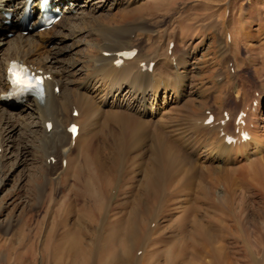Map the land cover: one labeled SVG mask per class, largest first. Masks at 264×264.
Here are the masks:
<instances>
[{"label":"rangeland","instance_id":"rangeland-1","mask_svg":"<svg viewBox=\"0 0 264 264\" xmlns=\"http://www.w3.org/2000/svg\"><path fill=\"white\" fill-rule=\"evenodd\" d=\"M138 2L126 0L113 12L108 11L109 2L96 16L131 14L133 21L146 20L145 29L128 36L129 47L141 51L136 60H156L158 68L166 67L171 42L175 45L171 59L186 58L189 85L177 98L175 89L166 94L163 90L151 115L165 127L168 139L173 144L177 143L173 139L179 140L178 132L168 135L172 123L192 127L196 117H207L210 112L219 118L224 112L237 116L246 110L248 124L255 100L262 102L257 139L263 138L264 0ZM87 28L77 38L48 47L52 53L67 50L62 61L76 73L73 79L78 83L86 78L91 67L88 61L96 54L93 45L97 39L88 36ZM25 120L28 122L15 120L21 128L6 145L21 146L27 141L23 126L32 120ZM3 121L0 133L1 127H7ZM102 124L90 130L94 139L89 154L86 143H80V153L64 162L61 178L48 177L42 159L36 158L34 163L35 150L23 157L17 148L5 147L8 156L0 163V264L260 263L264 256V150L256 154L251 146L248 157L237 151L231 158L215 161L210 146L196 148L190 159L198 170L176 181L181 185L188 182L185 193L164 204V161L157 164L150 152L144 161V151L134 142L137 134L128 139L116 131L114 137L110 126ZM229 126L227 130L235 133L233 120ZM213 136L214 140L222 138L215 132ZM40 140L34 139V146ZM220 168L235 171L226 174ZM84 245L87 255L78 256L73 247ZM91 247L95 251L90 258Z\"/></svg>","mask_w":264,"mask_h":264},{"label":"bare ground","instance_id":"bare-ground-1","mask_svg":"<svg viewBox=\"0 0 264 264\" xmlns=\"http://www.w3.org/2000/svg\"><path fill=\"white\" fill-rule=\"evenodd\" d=\"M23 1L0 0V115L1 118L3 117L1 120L4 119L3 125H7V127H1L0 163L8 156V149L5 147L9 148L11 146V149L17 148L23 157L26 154L31 155L33 149L36 151L32 153L35 155L33 159L34 163L38 162L36 158L39 161L42 159L44 161L43 167L47 172L46 175L48 177L61 178L66 170L63 166L64 162L67 163L73 155L80 153L77 152L80 143H86L84 144V148L88 154L92 150L94 138L91 137L90 130L95 129L101 122V124L103 123L102 125L106 124L110 126L109 131L112 132L114 137L117 135L116 131H120L121 135L123 133L130 138L133 134L134 136L137 134L138 137L136 138L135 136L134 142L139 143V150L144 151L143 153L141 152V159L144 161L146 156L148 157L149 152L152 158L157 161V164H161L162 160L164 161V167L162 166L164 176H162L165 183L166 195L162 197L165 200L163 203L166 204L167 202L169 203L170 199L177 198L189 185L188 182L181 185L176 181L181 178L184 179L188 173L198 170L199 167L190 159L194 151L196 152V148L210 146V150L213 151L212 157L215 161L231 158L232 152L237 153V151H240L241 154L245 152L243 154L248 157L250 155L248 153L249 147L251 146H254L256 154L262 153L264 150V137L257 139L259 122L257 113L261 111L262 106L260 100L253 101V103L258 102V106L252 107V121L247 124L248 119L246 118L245 129L251 135V139L247 142H243L239 138L236 144L229 145L225 142V137H223L217 140L215 138L217 146H214L216 144L213 134L215 132L217 138L220 136V128H222L224 117L216 118L213 126L206 127L205 124L210 115H206L207 117L204 118L196 117L193 120L194 124L192 127H184L183 124L172 123V126L167 130L168 135L172 136L173 133L178 132L177 137L179 140L173 139L178 144H173L168 139L166 132H164L165 127L157 124L151 118V115L157 108L158 103L156 100L159 99L163 90L166 94L167 91L175 89L177 98L181 96L183 87L189 85L187 60L183 55L179 56V58L174 56L172 59V56H167L165 59L166 67L158 68L156 64L153 72L145 69L153 61H139L136 60V57V59L125 61L122 67L117 66L116 63L121 59L120 53L130 50L128 36L145 29L148 26L145 23L146 20L138 18L133 21L134 15L131 14H113L112 17L106 16L104 19L98 18L96 15L107 9L109 2H112V7L108 8L109 12H113V9L119 10L126 4V0H57L56 8L64 5L65 15L61 20L64 23L61 25L60 22L51 30H42L36 28L35 24H33V28L27 37L23 35V29L16 22L11 27L3 25V22L7 19L5 13L11 12L14 4L22 3ZM136 1L140 2V0ZM69 2H74L75 7H71ZM142 7L143 5L139 8L137 7L136 11H139ZM76 12L77 15L75 16ZM105 20H107L106 24ZM127 20H130V22H127ZM123 23L126 25L111 26L112 24ZM85 27H89V29L87 28L88 36L93 37L94 40L95 38L97 39V43L93 45V51L96 54L88 61L91 67L87 70L86 78L84 76L85 79L78 83V81H74L73 79L76 73L69 70V65L62 61V56L65 55L67 50L61 49L59 52L52 53L48 47L58 41L63 42L66 39L77 38L84 33ZM78 39L79 43H82V40ZM90 42H86L88 47ZM11 61H19L31 67L35 72L42 73L47 77L45 98L42 100L31 98L18 106H11L5 102L2 94L7 93L9 89L5 78ZM180 69H183L184 72H180ZM56 88H59V95L56 92ZM151 94L154 97L153 100H149V95ZM149 104H152L150 109ZM15 111H18V113L16 114ZM75 112H78L77 117L73 115ZM25 117L32 120L31 123H25L23 126L27 141L23 142L20 140L24 143L21 146L13 145L12 142L6 145L17 134L18 129L21 128L20 123H17L15 120L25 122L27 121ZM229 117L231 119L225 125L227 128H229L233 115L229 114ZM50 118H52V121H50ZM236 118L237 116L234 117L233 122L237 130ZM199 121L202 122V125L198 124ZM71 124H76L80 127L78 136L75 139H73V135L68 131ZM50 125L52 126L51 130ZM170 128L174 129L173 132L170 131ZM217 129L219 130L217 131ZM40 137L42 140L39 141V145L34 146V139L38 140ZM173 138L175 137L173 136ZM120 139L119 141H121ZM133 144L135 145V143ZM133 144L131 145L132 148ZM212 147H216V149L212 150ZM223 168L220 169L224 171L225 169ZM233 171L235 170L226 169L224 172ZM226 174L220 177L225 178ZM156 184H159V182H156ZM173 187L174 189L171 190ZM96 240H93L92 243L94 244ZM73 249L77 252L78 256L87 255L88 250L85 245L84 248L73 247ZM94 251L93 247H91L88 252L90 258ZM79 252L80 254H78ZM260 263L264 264V256L260 259Z\"/></svg>","mask_w":264,"mask_h":264},{"label":"snow or ice","instance_id":"snow-or-ice-1","mask_svg":"<svg viewBox=\"0 0 264 264\" xmlns=\"http://www.w3.org/2000/svg\"><path fill=\"white\" fill-rule=\"evenodd\" d=\"M10 74L15 85L20 86L22 89H36L43 93V80L30 77L27 70L19 69L17 65L13 64L10 68ZM71 131L77 133L78 129L74 126Z\"/></svg>","mask_w":264,"mask_h":264}]
</instances>
